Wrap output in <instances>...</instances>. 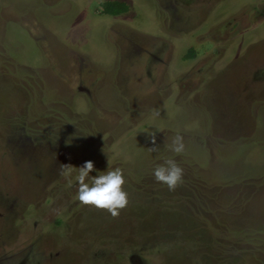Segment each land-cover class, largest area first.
<instances>
[{"label":"rangeland","instance_id":"rangeland-1","mask_svg":"<svg viewBox=\"0 0 264 264\" xmlns=\"http://www.w3.org/2000/svg\"><path fill=\"white\" fill-rule=\"evenodd\" d=\"M105 1L0 0V264H264V0ZM87 160L117 216L60 175Z\"/></svg>","mask_w":264,"mask_h":264},{"label":"clouds","instance_id":"clouds-1","mask_svg":"<svg viewBox=\"0 0 264 264\" xmlns=\"http://www.w3.org/2000/svg\"><path fill=\"white\" fill-rule=\"evenodd\" d=\"M153 143L155 138L151 137ZM171 152L179 154L185 149L183 137L175 135L168 145ZM77 171L73 176V166L62 164L60 175L64 177L69 186L75 181V199L82 205H91L97 209H104L111 216L119 214V210L128 204V193L123 190L125 179L122 169L116 167L104 172L90 175L94 169L91 160L84 161L80 166H74ZM155 181L166 185L169 191H173L182 182L183 169L174 159H165L152 170Z\"/></svg>","mask_w":264,"mask_h":264},{"label":"trees","instance_id":"trees-1","mask_svg":"<svg viewBox=\"0 0 264 264\" xmlns=\"http://www.w3.org/2000/svg\"><path fill=\"white\" fill-rule=\"evenodd\" d=\"M103 12L110 15H118L128 10L127 3L123 1H105L102 3Z\"/></svg>","mask_w":264,"mask_h":264}]
</instances>
